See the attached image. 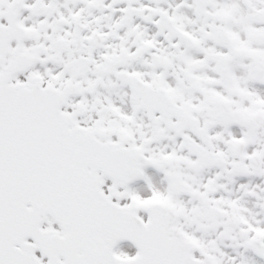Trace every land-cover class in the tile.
Listing matches in <instances>:
<instances>
[{
    "label": "snow or ice",
    "instance_id": "snow-or-ice-1",
    "mask_svg": "<svg viewBox=\"0 0 264 264\" xmlns=\"http://www.w3.org/2000/svg\"><path fill=\"white\" fill-rule=\"evenodd\" d=\"M0 264H264V0H0Z\"/></svg>",
    "mask_w": 264,
    "mask_h": 264
},
{
    "label": "flooded vegetation",
    "instance_id": "flooded-vegetation-1",
    "mask_svg": "<svg viewBox=\"0 0 264 264\" xmlns=\"http://www.w3.org/2000/svg\"><path fill=\"white\" fill-rule=\"evenodd\" d=\"M152 170L151 169H149V172H151ZM139 186H143V182L141 181V182H139ZM123 247L125 248V249H127L128 247H129V243L128 242H126L124 245H123ZM132 251L134 252L135 251V249L133 248L132 249Z\"/></svg>",
    "mask_w": 264,
    "mask_h": 264
}]
</instances>
